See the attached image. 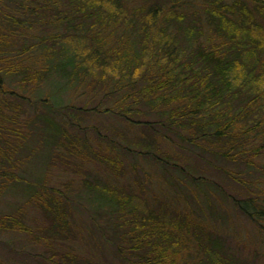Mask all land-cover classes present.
<instances>
[{
	"label": "trees",
	"instance_id": "16d2710c",
	"mask_svg": "<svg viewBox=\"0 0 264 264\" xmlns=\"http://www.w3.org/2000/svg\"><path fill=\"white\" fill-rule=\"evenodd\" d=\"M171 1L168 5L159 0H142L134 4L130 12L121 8V12L114 10V13L111 9L105 11L93 0H15V7L0 0L1 92L26 99L27 95L6 87L5 78L9 73L19 75L26 70L29 72L26 79L34 81L51 71L67 82L75 81L83 74L84 77L91 75L92 68L116 74L122 81L118 88L125 84L134 85V90L118 102L121 114L128 117L126 113L136 111L135 105L140 103L151 109L159 104L167 105L160 114L166 115L168 128L178 130L181 137H188L195 147L201 149L202 157L207 158L205 154L212 153L221 163L219 169L249 192L234 198L235 204L264 231V187H259L258 180L252 176L254 170H259L264 177V164L260 161L257 164L264 155V0H254L251 6L245 0L231 3L206 0L202 10L204 15L194 10L189 20L186 12L181 13L184 12L181 8L186 4L189 8L193 0ZM13 10H20L29 17L28 20L14 14ZM128 14L133 19H128V28L123 27V33L114 39L102 37L100 33L90 35L89 50L86 48L82 52L88 40L81 30L83 25H87L89 33L97 23L102 27L110 26L115 32L111 25H118L116 18ZM78 16H82L84 23H76ZM44 21L73 32L57 30L34 40L27 27L36 28ZM171 25H175L172 30L169 29ZM130 38L133 41L130 42ZM22 39L31 43L22 44ZM116 41L117 45L114 44ZM125 44L130 47L125 49ZM36 50L40 54L37 56L40 65L32 71L33 64L38 66L33 63L36 57L26 54ZM27 56L30 58L26 60ZM143 79L145 86L135 87ZM38 100L51 111L60 105L54 101L56 106L52 105L50 98ZM7 107L11 108L9 113ZM17 109L16 105L0 98L1 175H10L8 164H4L6 160L11 161L12 168L20 165L23 158L17 157L16 153L31 135L33 119L24 118ZM21 124H25L27 130H21ZM59 126L67 135L65 127ZM87 146L90 149V145ZM124 146L131 148L126 143ZM151 148L147 144L142 152H153ZM169 160L172 159L167 156L160 158L164 163ZM174 164L177 166L178 162ZM88 190L95 194L92 197L94 202L99 199L91 210L97 212L108 207L104 211L110 213V218H114L111 214H117L119 222L115 225L119 226L120 241L112 240L125 264H197L183 255L178 257L177 252L179 239L174 227L178 233L183 227H192L187 222L188 216L181 220L180 214L174 212L170 218L169 212L173 209L155 206L144 199L136 203V196L118 194L111 183L102 185L96 182L89 185ZM55 202L59 203L60 198L52 197L50 205L47 203L52 209H46L52 219L60 221L54 220V225L46 230L49 234V230L59 226L58 223L66 225L63 212H54ZM5 226L24 227L15 214L0 219V228ZM96 226L102 227L98 222ZM63 230L66 229L63 227ZM48 236L46 233L44 240L49 239L45 244L51 251ZM209 241L207 264H228L225 257L216 256L220 252L218 241L213 238ZM68 256L63 254L62 259ZM47 258L55 263L54 254Z\"/></svg>",
	"mask_w": 264,
	"mask_h": 264
},
{
	"label": "rangeland",
	"instance_id": "374dc122",
	"mask_svg": "<svg viewBox=\"0 0 264 264\" xmlns=\"http://www.w3.org/2000/svg\"><path fill=\"white\" fill-rule=\"evenodd\" d=\"M93 1L102 5L105 11L121 12L123 8L130 12L134 4L142 0H120L116 4L108 0ZM224 1L231 3L234 0ZM245 1L249 6L254 2ZM159 2L169 5L173 1ZM3 3L10 7L17 5L15 0H3ZM206 3V0H193L189 8L187 4L181 8L184 11L181 13L186 12L188 20L192 19L194 10L203 16ZM13 12L24 20L29 18L20 10ZM78 17L76 23L84 21L82 16ZM129 18V14L117 17L118 25H111L115 32L110 26L102 27L97 23L96 28L90 31L93 34H90L87 25H83L81 30L88 40L82 52L86 48L89 50L90 35L100 33L102 37L114 39L128 28ZM174 28L175 25L169 27L171 30ZM57 30L73 32L65 27L58 29L46 21L39 22L36 28L27 27L34 40ZM21 42L23 44L25 39ZM114 44L117 45V41ZM124 47L127 49L130 45L125 44ZM37 53L38 50L26 54L36 57L33 63L38 66L33 64L32 71L40 65L37 59L40 54ZM29 58L27 56L26 60ZM101 71L92 68L96 75L91 73L84 77L83 74L72 82L63 80L55 71L37 81L26 79L28 70L22 72L24 74L6 75V87L27 96L26 99H18L0 89V98L16 105L23 117L33 119V122L26 145L16 153L17 157L23 158L20 165L12 168L11 161L6 160L4 164H8L10 169L4 170L7 169L10 175L0 174V219L15 214L24 225L23 229L0 228V264H53L47 258L51 254L55 255L54 264L61 260L64 264H125L112 240L120 241L119 226L115 225L119 222L117 214H111L114 218H110V213L104 211L108 207L97 212L91 210L99 199L94 202L92 197L95 194L89 192L88 186L96 182L113 184L118 194L136 196V203L144 199L155 206L173 209L169 212L170 218L174 212L180 214L181 220L188 216L187 222L192 227L185 225L180 233L174 227L179 239L178 257L183 255L190 262L207 264L209 240L213 238L218 241L220 249L216 256L225 257L228 264H264V231L234 201V198L249 192L219 169L221 163L214 159L212 153L207 152V158L202 157L201 149L195 147L188 137H181L178 130L168 128L166 115L160 114L167 105L159 104L151 109L140 103L135 105L136 111L126 113L128 117L121 114L118 102L134 90V85L125 84L120 89L122 81L119 76ZM145 82L144 79L139 80L135 87L145 86ZM40 98H50L52 103L60 105L51 111L38 100ZM56 103L52 105L56 106ZM6 109L9 113L11 108ZM54 121L65 127L67 135ZM21 125V130H27L25 124ZM67 139H70V144ZM125 143L131 148L124 146ZM147 144L152 146L153 152H142ZM165 156L172 159L170 163L160 161ZM259 161L264 164V155L257 164ZM252 176L258 180L259 187H264L262 172L254 170ZM52 197L60 198L59 203L55 202L54 212H63L66 225L58 223L59 226L49 230V234L46 230L54 225V220L60 221L52 219L47 210L52 209L48 206ZM96 222L103 228H98ZM63 227L66 230L61 231ZM46 233L52 244L51 251L45 244L49 240H44ZM63 254L69 256L63 260Z\"/></svg>",
	"mask_w": 264,
	"mask_h": 264
}]
</instances>
